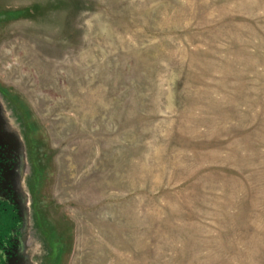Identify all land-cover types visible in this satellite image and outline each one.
Masks as SVG:
<instances>
[{
    "label": "rangeland",
    "instance_id": "rangeland-1",
    "mask_svg": "<svg viewBox=\"0 0 264 264\" xmlns=\"http://www.w3.org/2000/svg\"><path fill=\"white\" fill-rule=\"evenodd\" d=\"M0 147L10 264H264V0H0Z\"/></svg>",
    "mask_w": 264,
    "mask_h": 264
},
{
    "label": "flooded vegetation",
    "instance_id": "flooded-vegetation-1",
    "mask_svg": "<svg viewBox=\"0 0 264 264\" xmlns=\"http://www.w3.org/2000/svg\"><path fill=\"white\" fill-rule=\"evenodd\" d=\"M6 156L7 152L0 147V209L2 213L6 214L5 216H8V213L10 214L11 218L17 219L16 214V208L12 205L11 202H9L6 198V195L8 193L7 187H6V175L4 166L6 165ZM6 167V166H5ZM4 197V198H3ZM4 205V206H3ZM8 212V213H7ZM10 220V226H9V236H6V239L3 240L2 246L0 247V264H10V259H12V254L14 250V234H13V224H11L12 220ZM2 224L0 226H6V222L0 221ZM5 224V225H4Z\"/></svg>",
    "mask_w": 264,
    "mask_h": 264
},
{
    "label": "trees",
    "instance_id": "trees-1",
    "mask_svg": "<svg viewBox=\"0 0 264 264\" xmlns=\"http://www.w3.org/2000/svg\"><path fill=\"white\" fill-rule=\"evenodd\" d=\"M6 214L2 213L1 209H0V221H3V218L5 217ZM2 224V222H0V225ZM8 228H6V226H0V247L2 246V242L4 239H6V236H9L8 233Z\"/></svg>",
    "mask_w": 264,
    "mask_h": 264
}]
</instances>
